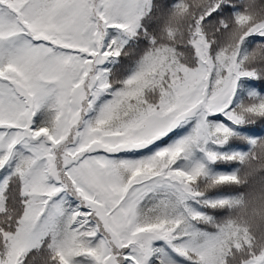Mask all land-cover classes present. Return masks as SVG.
<instances>
[{
    "label": "snow or ice",
    "instance_id": "6c2138e0",
    "mask_svg": "<svg viewBox=\"0 0 264 264\" xmlns=\"http://www.w3.org/2000/svg\"><path fill=\"white\" fill-rule=\"evenodd\" d=\"M0 264H264V0H0Z\"/></svg>",
    "mask_w": 264,
    "mask_h": 264
},
{
    "label": "trees",
    "instance_id": "16d2710c",
    "mask_svg": "<svg viewBox=\"0 0 264 264\" xmlns=\"http://www.w3.org/2000/svg\"><path fill=\"white\" fill-rule=\"evenodd\" d=\"M222 167H228V166H222Z\"/></svg>",
    "mask_w": 264,
    "mask_h": 264
}]
</instances>
